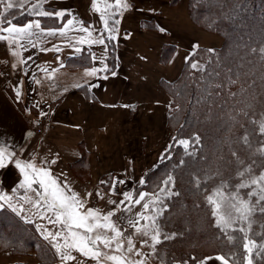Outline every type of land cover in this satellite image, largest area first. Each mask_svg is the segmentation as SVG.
I'll use <instances>...</instances> for the list:
<instances>
[{"label": "crops", "instance_id": "obj_1", "mask_svg": "<svg viewBox=\"0 0 264 264\" xmlns=\"http://www.w3.org/2000/svg\"><path fill=\"white\" fill-rule=\"evenodd\" d=\"M128 2L131 7L116 17L120 23L118 39L114 41L116 60L113 68L109 62L108 40L107 47L78 43L79 37L86 35L79 31V23L73 25L66 35L39 36L40 42L35 48L26 44L24 49H17L0 41V147L14 153L5 167L0 168V191L16 196L13 203L17 206L23 203L18 198L24 194V189L19 188L24 177L15 163L20 160L22 164L34 161L38 167L50 168L62 185L66 183L84 198L86 208L99 209L101 213L115 211L113 219L120 220L122 229L128 228L126 218L134 219L136 212L143 210V202L129 205L131 212L124 211L125 206L120 204L124 192H132L136 197L134 186L143 179L142 173L134 177L137 161L132 154H146L148 140H152L154 133L156 138L164 139L169 97L160 81L175 80L179 74L176 77L169 74L175 59L182 57L185 60L197 48L196 44L204 46L205 41L195 35L188 0ZM50 9L66 11L68 15L60 26H42L45 29L61 28L67 19L75 18L92 30L93 38L107 36L103 32L100 13L95 12L91 4L88 7L77 3L55 8L51 5ZM144 20L153 21L158 29L143 27L141 22ZM36 39L33 38L34 43ZM165 45L175 48L167 65L161 63ZM54 46L61 51L41 50L54 49ZM76 48L80 51L77 52ZM17 50L20 56L12 54ZM93 55L103 57L109 71L99 72L96 76L86 75V70L103 66L100 59L92 58ZM22 60L26 63H21ZM44 68L49 73L53 69L57 71L49 78L41 71ZM105 75L108 76L106 80L103 79ZM42 113L48 117V122L44 133L37 135L30 118ZM52 160L56 162L53 164ZM113 179L125 181L116 184L115 192L111 190ZM101 181L108 183L102 184ZM88 193L92 195L88 196ZM27 194L35 198L32 192ZM4 208L26 223L29 222L25 217H29L37 234L51 247L55 264H62L61 254L53 247L54 242L45 240L37 227L40 225L56 232L60 226L34 215L35 210L28 203H23L19 212L6 204L0 207V211ZM101 251L110 252V249L108 251L101 245ZM72 254L77 257L76 261L66 264H96L95 260L75 251ZM216 256L211 257L215 259ZM17 263L38 264L39 260L33 253L18 255L2 250L0 264Z\"/></svg>", "mask_w": 264, "mask_h": 264}, {"label": "trees", "instance_id": "obj_2", "mask_svg": "<svg viewBox=\"0 0 264 264\" xmlns=\"http://www.w3.org/2000/svg\"><path fill=\"white\" fill-rule=\"evenodd\" d=\"M188 10L197 26L222 35L224 44L212 51L197 48L175 81L161 80L173 99L167 118L173 139L150 177L145 175V182L135 187L149 188L157 194L165 187L167 177H173L167 185L173 194H160L167 203L160 222L170 237L158 244L162 251L188 254L213 247L225 253L230 249V259L242 262L243 234L232 232L237 239L230 243L217 227L206 197L222 184L226 190L235 189L242 179L238 171L250 167L251 174L256 175L263 160L256 147L260 139L258 122L264 119V54L260 52L264 48V0H188ZM6 15L18 24L39 19L42 26H60L66 19L29 17L17 8ZM141 23L145 28L158 29L153 21ZM108 45L113 68L115 43L108 41ZM174 50V46L165 45L162 62H168ZM195 61L203 62V66L191 68ZM245 136L248 144L244 143ZM179 139L190 140L189 147L185 149ZM258 221L264 224V217ZM255 238L264 243V234L256 233ZM1 250L15 254L34 251L39 264H55L51 247L34 226L7 208L0 211ZM259 260L258 264H264V254Z\"/></svg>", "mask_w": 264, "mask_h": 264}, {"label": "snow or ice", "instance_id": "obj_3", "mask_svg": "<svg viewBox=\"0 0 264 264\" xmlns=\"http://www.w3.org/2000/svg\"><path fill=\"white\" fill-rule=\"evenodd\" d=\"M47 0H34L31 3L29 11L36 17L56 16L65 17L68 15L66 11H47L44 9V4ZM28 3V0H0V41H5L9 45H14L17 49H24L26 44L35 48L39 43V36H55L58 33L60 35H66L67 32L73 27V25L79 23V31L85 33V36H81L78 39L80 44H99L106 46V40L115 41L118 39L120 23L119 19L115 17L122 16L124 11L128 10L131 5L128 0H92V7L95 12L100 13V20L103 23V32L107 33V36H99L93 38L92 30L89 27L83 25V22L77 21L75 18L67 19L63 27L57 29H45L42 27L39 19L31 20L23 25H17L12 20L7 18L10 10L14 8H24ZM103 5V7H101ZM111 10V11H109ZM112 21L110 24L109 21ZM6 25V26H5ZM160 31L165 29L160 28ZM36 37V42H33V38ZM26 43H23V42ZM195 47H198L195 46ZM42 51L55 50L61 51L60 48L54 49H41ZM79 52L80 49L76 48ZM209 51H212L209 49ZM260 52L264 54V48L260 49ZM15 56H20V51H14L12 53ZM100 59L103 66L101 68H91L86 70L85 74L88 76H96L99 72L109 71L108 65L103 63V57H92ZM31 59V56L28 57ZM187 59V57H186ZM21 63H26L22 60ZM15 67V65H13ZM199 66L197 63H191V68L197 69ZM41 71L48 74L51 78L52 74L57 71L53 69L51 73L48 69L44 68ZM113 76L116 73H111ZM103 79H108V76H103ZM39 83V81H37ZM20 93L17 91V96ZM125 107H128L127 105ZM43 114V113H42ZM259 131L264 134V119L259 122ZM199 138L197 137V140ZM244 143L248 144V137L243 138ZM185 149L189 147V141L185 139H179L177 141ZM261 155H264V147L257 149ZM14 153L7 152V149L0 147V168H4L8 159L13 158ZM52 160L51 163H55ZM16 167L20 169L23 174V180L19 184L20 189H24V194L18 198V201L28 203L35 210L34 215L41 219H46L49 224L58 225L59 230L52 232L48 228H44L37 225L41 229V234L45 240H52L53 247L61 254L62 264H66L68 261H76L77 257L72 253L73 251L79 253L83 257H87L91 260H95L96 264H106L107 261L113 262V264H143L142 260L132 261L128 259L136 249V245L133 242L131 235L126 237V230L122 229L119 219L114 220L116 215L115 211H108L107 213H101L99 209L91 207H85V200L79 193L68 187L66 183H62L52 174L50 168L43 166L38 167L34 161H28L21 163L20 160H16ZM248 174V178L244 177ZM251 168H246L244 171H238L237 175L242 179L235 185L236 191L231 192L228 196H225L221 189L224 187L222 184L220 188L216 189L211 195L206 197L209 205L212 206V215L216 217V225L227 236V240L232 243L237 237L229 232L232 229L233 232H240L242 236L244 251L243 261L237 259H230L228 254H219L215 257L221 264H253L254 257H259L264 254V243L257 244L253 239H250L247 235L245 227H238L237 225L247 223V228H251V216L254 211L252 204V197H256V203L264 201V171L260 174L252 175ZM173 180L172 176H168L163 182L165 187L159 189V193L151 194L140 191L136 197H133L132 192H124L123 200L120 201L121 205H124V211L131 212V204L141 205L142 211H138L135 214V218H126V223L129 229L134 230L137 235L142 237H150L152 243L151 247L155 249L156 244L160 242V229L157 223V218L162 212V208L159 205L162 203L161 195H172V191L167 185L171 184ZM145 181L141 179L140 184ZM102 184L108 183L107 181H101ZM117 183H125L123 180L113 179L111 190L116 191ZM36 185V187H34ZM251 188V191L246 193L248 199H245L241 195L240 189ZM16 190L13 189V192ZM34 193L33 196H29L27 193ZM91 196V193L87 194ZM99 195V193H97ZM17 200L14 195H9L3 191H0V207H4L5 204L12 208L13 211L19 212L23 209V203L14 204L13 201ZM128 202V204H125ZM115 203V201H110ZM153 209L151 214L149 209ZM261 212H264V207L260 208ZM27 222L32 223L29 217H25ZM141 221H145L141 224ZM111 233V234H109ZM127 239V247H125L124 240ZM170 238V237H165ZM143 243L147 244L148 240H143ZM101 245L104 249H111L113 254L101 251ZM119 253V254H116ZM136 255H140L136 252ZM233 256L236 254L233 253ZM195 259V258H193ZM213 259L212 257H206L205 260L199 262V264H206L207 260Z\"/></svg>", "mask_w": 264, "mask_h": 264}, {"label": "rangeland", "instance_id": "obj_4", "mask_svg": "<svg viewBox=\"0 0 264 264\" xmlns=\"http://www.w3.org/2000/svg\"><path fill=\"white\" fill-rule=\"evenodd\" d=\"M90 1H91V3H90ZM32 2H34V0H28V3L24 6V8H18L17 7V9L20 10L21 12L24 11L25 13H27V15H29V17H36L35 15H33L29 11ZM77 3H81L85 7H88V6H90V4L92 5V0H69L68 2L67 1L65 2L62 0H47V2L44 4V9L50 10L51 5L55 8L56 6L60 7L62 5L74 6ZM109 11H111V10H109ZM192 23H193V26L195 25L193 28H194L195 35L197 36V38L205 41L204 46H198L197 48L206 47V48L214 50V49H219L223 46L224 37L222 35L218 34L217 32L207 31V29H204L200 26H197L193 21H192ZM190 35H192V34H190ZM191 40H192V38H191ZM197 45L198 44H196V46ZM197 48H195L193 51L197 50ZM193 51H191V53L188 55V57L192 54ZM172 57L173 56H171V58L166 63L162 62V58H161V63L163 65H167L170 62V60L172 59ZM187 59L183 60L182 57L175 59L174 64L170 67L169 74L171 76H175V77L179 74L177 76V78H178L180 76V74L182 73V70L184 69V67L187 63L186 62ZM194 63H197L199 66H203V62L195 61ZM175 80H173V81H175ZM169 82H172V81H169ZM160 85H161V81H160ZM161 87H162V85H161ZM162 89L168 95L167 97H169V104H168V106H169L173 100L172 96H170L163 87H162ZM168 106L166 107V124H165L166 132L164 135L165 136L164 139L163 138L162 139L156 138L157 135H156V133H154L152 140H148L149 149H147L148 151L146 152V154L141 155V156L137 155L136 153L132 154V158L137 161L135 168H134V177H137L141 173L143 175V180H145V178H144L145 175L147 177L148 176L150 177V173H152V170L158 166V164L160 163V161L162 160V158L165 155V150H166L167 146L170 144V141H172V139H173V132L174 131H172L171 125L167 123L168 112L170 110V107H168ZM257 132L260 134V139L257 143L256 153L261 158H263V160L260 164V170H259L258 174H256L258 176L261 171H264V155H261V153L257 151V149L264 147V134H262L259 131V129ZM189 143H190V140H189ZM137 185L138 184H135V186H137ZM135 186H134V193L135 194L140 192V191H147L151 194H154L150 191L149 188L148 189H145V188L141 189L140 187L138 188ZM218 188H220V187H218ZM251 190H252L251 188H245V189H240L239 191H240L241 195L244 196L245 199H248V197L246 196V193L248 191H251ZM221 191H223L225 196H228L229 193L236 191V188L233 190H226L223 187L221 189ZM161 200H162V203L159 205V207L162 208V212L157 218V223H158L159 229H160V242L162 241V238L164 239L167 236V233L162 228L161 222H160V218L163 217V211L167 207V203L164 199L161 198ZM252 204L254 206V211H253L252 216H251V228L250 229L247 228V223L237 225V226L238 227H245L246 231H247V235L249 236V238L255 240L257 242V244H260L257 241V239L255 238V235H256V233L264 234L263 221L262 222L258 221L259 218L264 217V212L260 211V208L264 207V201L257 204L256 203V197H252ZM152 211H153V209L150 208L148 214H151ZM214 219H215V223H216V217L215 216H214ZM144 223H145V221H141V224H144ZM125 230H126V233H125L126 237L128 235H131L133 238V242L136 245V249L134 250V252L131 255L128 256V259H130L132 261L142 260L143 264H199V262L206 257L216 256L219 254H228V256H229V253L232 252L230 249H227V251L224 253L223 251H221V249L218 250V249H215L213 247H209V248H207V251H201V252L199 251V253L190 252L188 254H176V253L174 254L171 251L170 252L162 251L161 248H158L157 246L160 242L158 244H156L155 249L153 250V248L150 246L152 243L150 237H142L140 235H137L134 232V230L129 229V228H127ZM229 230L231 232H233L232 229H229ZM143 240H148V243L147 244L143 243L142 242ZM124 243H125V247H127V239L126 238L124 240ZM107 250L109 251V249H107ZM215 251H220L222 253L215 252ZM1 252H2V250L0 251V253ZM111 252L112 251L110 249V252H108V253H111ZM136 252H139L140 255H136ZM32 253L37 257V254L34 251H30V252L25 253V254H19V253H16V254H18V255H30ZM116 254H119V253H116ZM243 256H244V251H243V254L240 256V258H243ZM260 257L261 256L254 257L253 264H258V262L260 261L259 260ZM193 258H195V259H193ZM20 264H23V263H20ZM106 264H112V263H110L108 261ZM206 264H221V262L216 260V259H211V260H207Z\"/></svg>", "mask_w": 264, "mask_h": 264}, {"label": "built area", "instance_id": "obj_5", "mask_svg": "<svg viewBox=\"0 0 264 264\" xmlns=\"http://www.w3.org/2000/svg\"><path fill=\"white\" fill-rule=\"evenodd\" d=\"M33 131L37 135H41L45 131V125L48 122V117L44 114L34 115L30 118Z\"/></svg>", "mask_w": 264, "mask_h": 264}]
</instances>
